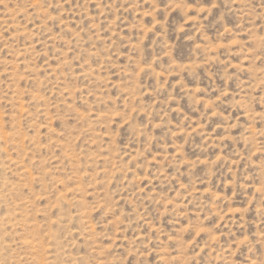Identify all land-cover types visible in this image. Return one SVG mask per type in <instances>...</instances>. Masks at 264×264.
Instances as JSON below:
<instances>
[{
  "label": "rangeland",
  "instance_id": "374dc122",
  "mask_svg": "<svg viewBox=\"0 0 264 264\" xmlns=\"http://www.w3.org/2000/svg\"><path fill=\"white\" fill-rule=\"evenodd\" d=\"M0 264H264V0H0Z\"/></svg>",
  "mask_w": 264,
  "mask_h": 264
}]
</instances>
